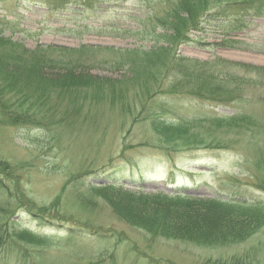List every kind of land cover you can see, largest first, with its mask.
Masks as SVG:
<instances>
[{"label":"rangeland","instance_id":"rangeland-1","mask_svg":"<svg viewBox=\"0 0 264 264\" xmlns=\"http://www.w3.org/2000/svg\"><path fill=\"white\" fill-rule=\"evenodd\" d=\"M160 1L164 0H110L93 9L81 3L59 9L39 1L0 0V35L29 49L40 44L149 51L153 43L142 34L134 37L113 29L145 34L153 3ZM161 32L157 27L156 33ZM178 54L200 62L224 60L264 68V17H247L237 29L207 22L178 48ZM111 70L104 67L92 74L120 80L121 72ZM121 81L120 87L132 97L139 83ZM159 99L167 101L158 97L155 103ZM243 100L223 107L186 97L171 100L175 109L169 110L171 106L165 103L161 110L165 121L179 125H186V118L213 120L238 113L262 123L256 127L262 135L256 145L251 139L245 141L250 135L245 131L235 136L237 130L226 133L213 124L193 131L208 143L215 139L230 142L232 147L222 150L205 145L183 147L171 141L177 136L164 140L147 123L133 125L105 100L99 102L91 121L72 130L9 126L0 113V161L8 165L11 175L3 179L9 192L20 195L12 193L7 200V194L0 196V202L5 199L7 205L5 225L13 227L18 239L47 243L49 247L29 246L32 251L44 249V264H264V224L244 242L197 247L154 239L122 220L118 213L125 209L102 197L104 190L145 195L181 191L194 198L228 200L246 209L256 204L263 218L248 215L256 227L259 219L264 221V189L259 188L264 180L260 168L264 164V80L248 87ZM181 115L186 117L181 119ZM171 149L176 150L168 155ZM112 182L115 187H105ZM40 217L55 226L41 223ZM70 235L76 239H68ZM8 261L24 263L16 255Z\"/></svg>","mask_w":264,"mask_h":264},{"label":"trees","instance_id":"trees-1","mask_svg":"<svg viewBox=\"0 0 264 264\" xmlns=\"http://www.w3.org/2000/svg\"><path fill=\"white\" fill-rule=\"evenodd\" d=\"M32 1L44 2L59 9L79 3L93 9L110 0ZM164 3L166 6L162 8ZM154 4L151 16L147 17L149 21L144 26L145 34L113 29L115 33H132L134 37L142 34L144 40L153 43L149 51L99 46L70 49L40 44L29 49L0 35V113L5 124L72 130L91 121L99 102L105 100L125 113L133 125L147 123L164 140L177 136L171 141L181 143L183 147L205 145L218 150L232 147L230 142L224 144L217 139L208 143L200 133L193 132L202 124H213L215 129L226 133L237 130L235 136L248 132L250 135L245 141L251 139L252 144H259L262 135L257 128L262 123L247 114L238 113L213 120L194 117L187 121L186 118V125H179L165 121L161 110H165V103L171 106L169 110L175 109L170 102L186 97L223 107L244 102L246 89L264 80L263 67L224 60L215 63L190 60L179 56L178 48L190 42V35L201 31V26L207 22L215 21L237 29L247 17H264V1L164 0ZM157 27L162 31L160 34L156 33ZM104 67L121 72L120 80L92 74L95 69ZM121 79L139 83L132 97L120 87ZM81 89L87 92L84 94ZM158 97H165L167 101L159 99L155 103ZM148 104L154 107L146 109ZM181 117L183 119L186 115ZM175 150L171 149L168 155ZM262 166L264 164H260V168L264 169ZM0 169V196L7 194L6 200L12 197V193L20 196L17 191L9 192L5 184L3 177L8 179L11 175L4 161H0ZM105 187L111 189L115 183ZM259 188L264 189V180ZM102 197L114 207L125 209L118 213L122 220L149 232L154 239L191 243L197 247H225L244 242L264 224L261 221L262 208L256 204L246 209L228 200L194 198L181 191L173 195H145L104 190ZM6 207L4 199L0 202V263L10 264L8 260L16 255L18 261L22 258L23 264L31 260L44 264L46 253L43 248L49 245L43 241L18 239L13 227L5 225ZM250 214L262 217L254 228L248 219ZM41 217V223L55 226L54 222ZM68 239L76 238L70 235ZM38 245L44 246L34 251L29 248ZM78 261L81 262L80 259Z\"/></svg>","mask_w":264,"mask_h":264}]
</instances>
